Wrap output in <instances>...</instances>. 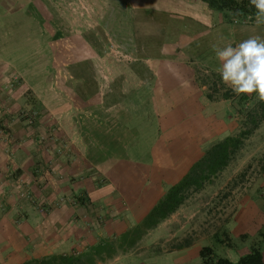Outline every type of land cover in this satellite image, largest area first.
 Masks as SVG:
<instances>
[{
  "label": "rangeland",
  "instance_id": "1",
  "mask_svg": "<svg viewBox=\"0 0 264 264\" xmlns=\"http://www.w3.org/2000/svg\"><path fill=\"white\" fill-rule=\"evenodd\" d=\"M70 1L74 0L58 4L66 15L63 24L76 23L83 34L64 38V44L68 43L65 48L62 43L48 38L46 94L54 96L62 91L71 95L74 100L67 104L79 109L87 108V98L92 95L107 94L115 100L111 112L108 110L103 116L99 113L94 119H87L85 115L74 119L77 122L80 119L85 127L90 125L87 133L95 140L118 141L121 138L126 141L123 150L117 149L118 143L110 145L112 156L121 155L131 167L126 173H136L140 177L137 183H124L128 189L133 190L132 185L136 184L150 185L146 179L157 174L161 179L159 187L165 195L171 183H177L183 171L191 168L213 145L229 136L239 137L252 127L253 116L261 119L258 128L244 139L229 164L202 189L191 191L173 216L142 235L141 228L138 230L142 223L133 226L98 245L101 252L94 246L85 252L66 255L92 252L94 264L119 261L125 264H208L206 262L215 261L216 257L234 260L231 262L236 264L254 246L262 249L264 102L259 101L255 93L225 98L231 90L222 83L217 72L221 62L213 45L236 46L253 35L264 37V25L257 26L255 14L237 17L235 11L221 12L202 0H175L177 5L168 12L133 6L131 0H75L69 4ZM49 28L50 32L54 31L53 27ZM20 57L21 53L15 54L17 67L21 64ZM159 59L191 67L204 93L197 103L192 105L189 96L184 101L171 100L170 94L166 98L163 93L166 86L160 87L158 94H150L152 87L142 82L146 70L135 72L134 64H149ZM168 67L161 68L166 78L171 77L172 72ZM155 88L153 86L157 91L158 87ZM33 93L36 92L31 88L27 91L28 95ZM119 95L127 96L121 102V106H126L125 117L118 113ZM151 97L156 99L150 103ZM28 104L30 108L25 110L28 115L24 116L26 125L39 126L38 103L30 101ZM55 104L51 103L57 106ZM3 106L0 105V111L5 108ZM124 121L127 124L123 126ZM48 134L46 138L44 134L38 138L45 147L50 142ZM101 153L102 150H90L95 164ZM7 154L11 157L8 151ZM144 164L148 167H142ZM47 170H52L50 164L44 171ZM98 171L95 168V175L101 176L102 172ZM19 191L21 197H30L28 188L20 187ZM239 208V214L234 217ZM192 244L196 245L187 252L170 253ZM205 247L213 250L211 256L201 255Z\"/></svg>",
  "mask_w": 264,
  "mask_h": 264
},
{
  "label": "crops",
  "instance_id": "2",
  "mask_svg": "<svg viewBox=\"0 0 264 264\" xmlns=\"http://www.w3.org/2000/svg\"><path fill=\"white\" fill-rule=\"evenodd\" d=\"M66 1L0 0V105L5 107L0 111V264H23L51 255L85 252L139 225L165 196L157 174L146 179L150 185L136 184L132 185L133 190L128 189L124 183H137L140 177L136 173H126L131 167L121 155L112 156L110 145L118 143L117 149L123 150L126 141L121 138L118 141L95 140L87 133L90 125L85 127L80 119L78 122L74 119L81 115L94 119L99 113L103 116L114 106L115 100L110 95H92L87 98V108L79 109L67 104L74 100L71 95L62 91L54 96L46 94L48 38L62 43L65 48L68 43L64 44V38L83 34L76 23L63 24L66 15L58 4ZM131 4L166 12L177 5L175 0H131ZM49 26L54 31L50 32ZM18 52L21 53L19 67L14 62ZM26 53L30 56H25ZM167 66L172 72L171 77L166 78L161 68L165 70ZM134 67L135 72L146 70L142 82L150 84L151 95L158 94L160 87L166 86L163 92L166 98L170 94L173 99H169L184 101L189 96L192 105L204 95L189 65L159 59L149 64L137 63ZM153 86L158 87L157 91ZM30 88L36 93L28 95ZM126 98L119 95L121 117L126 116V106H121ZM156 98L151 97L150 103ZM30 101L38 103L39 126L26 125L24 120ZM53 102L57 106H52ZM122 124L126 125L127 121ZM47 132L51 137L47 138L50 142L45 147L38 138L40 134L46 138ZM92 149L102 150L96 164L90 157ZM49 164L52 170L44 171ZM95 168L99 171L103 168L101 176L95 175ZM20 187L28 188L30 197H21ZM239 212L240 208L234 217ZM195 245L170 253L187 252ZM261 251L264 258V245Z\"/></svg>",
  "mask_w": 264,
  "mask_h": 264
},
{
  "label": "trees",
  "instance_id": "3",
  "mask_svg": "<svg viewBox=\"0 0 264 264\" xmlns=\"http://www.w3.org/2000/svg\"><path fill=\"white\" fill-rule=\"evenodd\" d=\"M211 8L221 12L235 11L237 17L249 16L255 14L256 10L250 5L249 0H202ZM231 92V93H230ZM233 92L229 91L225 94L226 99H231ZM252 116V115H251ZM261 119V118H260ZM260 119L256 116L252 117V127L245 130L239 137L229 136L223 141L216 143L205 155L195 162L189 171L174 185H172L165 196L161 198L151 209L148 215L142 220V227H139L140 235L149 229L158 226L162 221L169 218L175 213L186 201L191 191H198L204 187L206 182L213 176L221 172L230 162L232 155H234L241 147L243 141L260 124ZM263 119V118H262ZM145 227V228H144ZM188 246V245H184ZM97 248H100L99 246ZM182 248V247H181ZM97 251V249L95 250ZM98 252H101V248ZM213 250L210 247H205L201 251V255L211 256ZM94 254L88 252L82 255H51L40 260H30L23 264H94ZM208 264H233L229 259L223 257H216V260L206 262ZM236 264H264V258L261 248L254 246L252 251L242 256Z\"/></svg>",
  "mask_w": 264,
  "mask_h": 264
},
{
  "label": "clouds",
  "instance_id": "4",
  "mask_svg": "<svg viewBox=\"0 0 264 264\" xmlns=\"http://www.w3.org/2000/svg\"><path fill=\"white\" fill-rule=\"evenodd\" d=\"M256 10V24L264 25V0H249ZM221 66L217 69L222 83L235 95H252L264 102V37L250 36L236 46L213 45Z\"/></svg>",
  "mask_w": 264,
  "mask_h": 264
}]
</instances>
